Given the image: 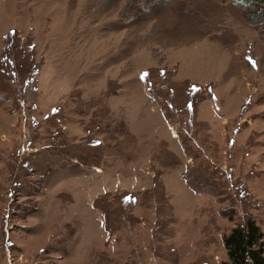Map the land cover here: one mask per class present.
<instances>
[{
    "label": "rangeland",
    "instance_id": "obj_1",
    "mask_svg": "<svg viewBox=\"0 0 264 264\" xmlns=\"http://www.w3.org/2000/svg\"><path fill=\"white\" fill-rule=\"evenodd\" d=\"M264 233V4L0 0V264H220Z\"/></svg>",
    "mask_w": 264,
    "mask_h": 264
},
{
    "label": "trees",
    "instance_id": "obj_2",
    "mask_svg": "<svg viewBox=\"0 0 264 264\" xmlns=\"http://www.w3.org/2000/svg\"><path fill=\"white\" fill-rule=\"evenodd\" d=\"M264 4V0H254ZM228 260L220 264H264V233L253 218L223 237Z\"/></svg>",
    "mask_w": 264,
    "mask_h": 264
}]
</instances>
